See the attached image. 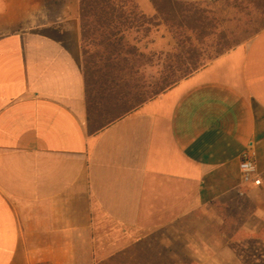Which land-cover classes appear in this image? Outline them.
Wrapping results in <instances>:
<instances>
[{"label": "crops", "instance_id": "crops-1", "mask_svg": "<svg viewBox=\"0 0 264 264\" xmlns=\"http://www.w3.org/2000/svg\"><path fill=\"white\" fill-rule=\"evenodd\" d=\"M170 35L145 37L150 96L103 123L80 0H0V264H264V29L174 85Z\"/></svg>", "mask_w": 264, "mask_h": 264}, {"label": "trees", "instance_id": "trees-1", "mask_svg": "<svg viewBox=\"0 0 264 264\" xmlns=\"http://www.w3.org/2000/svg\"><path fill=\"white\" fill-rule=\"evenodd\" d=\"M150 1L158 13L159 17L156 19L149 18L142 12L137 0H80L87 97L92 104V114L102 118L105 116L103 123L110 124L122 118L145 99L141 95L138 96L142 97L139 98L141 100H135L138 92L135 88L140 87L133 83L140 68H136L133 63L144 61L146 55L138 46L128 45V35L134 32L145 38L150 34L151 27L160 24L166 26L167 9L179 0ZM176 41L182 50L183 60L192 61L189 63L191 68L186 69L187 77L199 69V63L193 61L192 48L184 51L181 40L176 38ZM97 84H100L99 89L95 88Z\"/></svg>", "mask_w": 264, "mask_h": 264}, {"label": "rangeland", "instance_id": "rangeland-1", "mask_svg": "<svg viewBox=\"0 0 264 264\" xmlns=\"http://www.w3.org/2000/svg\"><path fill=\"white\" fill-rule=\"evenodd\" d=\"M167 14L166 26H153L151 31H165L167 36L171 34L172 37L170 44L173 48L171 56L173 77L167 70L166 82L168 84H174L185 78L188 74L186 69L191 68L189 63H192V61L183 60L182 50L178 47L176 38H179L183 43L184 51L191 48L194 50L193 61L199 63L198 68L200 69L218 56L247 44L257 33L264 29V0H179L176 1L175 5L169 6ZM128 38L129 46L146 48L145 60L133 63L139 69L144 62L151 59V54L154 52V47L147 45L151 42V37L144 38L142 34L137 35L132 32L128 35ZM170 44L167 41V50H169ZM157 48V51H160L161 48H164V44L158 45ZM163 60L164 58H162ZM166 61L167 64L170 62L169 54ZM139 72L133 83L134 86L139 85L140 87L135 88L138 91L137 98L135 97L137 101L141 100L142 97L150 96L152 89H148L149 79L159 78L156 71L141 72L139 70ZM99 86L100 84H97L95 88L99 89ZM141 95L143 96L138 97ZM192 235L194 236L193 231H189L190 239H193ZM250 249L257 257L264 252L262 247L255 250ZM244 254H246L245 249L242 250L241 255ZM250 259L251 256L245 255L243 260L246 262L245 264H254Z\"/></svg>", "mask_w": 264, "mask_h": 264}, {"label": "built area", "instance_id": "built-area-1", "mask_svg": "<svg viewBox=\"0 0 264 264\" xmlns=\"http://www.w3.org/2000/svg\"><path fill=\"white\" fill-rule=\"evenodd\" d=\"M240 170L242 173L243 184H253L255 186L261 185V180L256 167L255 153L251 147L245 151L241 158Z\"/></svg>", "mask_w": 264, "mask_h": 264}]
</instances>
